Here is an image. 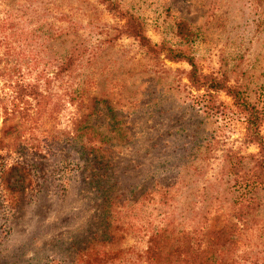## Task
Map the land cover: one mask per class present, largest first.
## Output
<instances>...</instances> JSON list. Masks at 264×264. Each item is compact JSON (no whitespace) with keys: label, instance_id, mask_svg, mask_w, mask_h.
I'll list each match as a JSON object with an SVG mask.
<instances>
[{"label":"rangeland","instance_id":"rangeland-1","mask_svg":"<svg viewBox=\"0 0 264 264\" xmlns=\"http://www.w3.org/2000/svg\"><path fill=\"white\" fill-rule=\"evenodd\" d=\"M129 15L264 114V0H0V264H264V189L242 225L249 162L234 176L224 158L256 152L241 116L222 92V115L193 109L188 65L145 52ZM156 231L171 240L150 258Z\"/></svg>","mask_w":264,"mask_h":264},{"label":"trees","instance_id":"trees-1","mask_svg":"<svg viewBox=\"0 0 264 264\" xmlns=\"http://www.w3.org/2000/svg\"><path fill=\"white\" fill-rule=\"evenodd\" d=\"M132 16H127L126 24L128 25V29L130 30L131 35L137 40L138 44L142 46L148 54L157 55L158 53H163L164 57L170 61H184L188 65V69L185 73V78L189 84L191 90L195 93L190 94L191 106L193 109H196L199 113L218 116L222 115L225 111V105L222 101L217 99V93H224L229 99L231 106L235 109L238 115L241 116V121L243 124V135L241 144L245 146L252 145L256 148L255 153H247L246 155H240L236 153L224 154V158H226L228 173L234 176H237L238 170L245 169L242 164L243 160H248L249 162V175L241 181L243 187L248 188L246 191L248 196L242 197L237 201V206L233 208L234 214H237L240 218V222L244 225L248 222L251 216H248V213H251V209H255L259 207V203L254 202L255 197L252 195L255 189H264V138L260 132V127L263 121V110L260 106L249 102L245 97L243 91L235 85L227 84L225 77L219 74H204L197 67L193 56L189 53L188 50L183 48L173 49L171 47L165 46L164 44H160L156 46L152 44L148 38L142 33V29L140 24L137 21H133ZM175 35L182 43H188L193 38V32L189 29V27L183 22H177L175 25ZM69 60V59H68ZM67 63V61H66ZM68 65V64H67ZM65 65V66H67ZM30 94H34L32 97L35 100V105L37 109L42 102V95L38 98L36 96V92L30 91ZM39 95V94H38ZM18 108V109H17ZM12 111L23 113L24 116H29L27 108L18 107V105H14L11 109ZM35 114V112H33ZM82 122H86V115H82ZM89 127L84 125L82 127L83 131L88 130ZM87 140L92 142L95 141V134L86 131ZM234 156V162L231 159V156ZM246 170V169H245ZM244 172V171H242ZM240 184V185H241ZM242 195V194H241ZM255 203V205H254ZM243 211V213H241ZM241 215H245L242 218ZM236 216V217H237ZM231 226H237V223H231L228 225V231H224V227H219L215 230H212L213 238H216V243L219 247L229 244L231 240H229V234H231L232 229ZM223 240L220 242L219 239ZM171 239L168 237H164L160 235L158 231H156L152 238L148 240L149 246L147 247L146 254L152 258L153 254L159 250V247H163L170 242ZM190 239L187 238L186 234H182L179 237L178 247L182 248V257L185 258L184 262H187L189 258L192 257L194 253V249L190 245ZM188 264H193L191 261L187 262ZM186 263V264H187ZM203 264H230L229 262H225L224 259L214 258L213 260H208L206 257L203 260Z\"/></svg>","mask_w":264,"mask_h":264}]
</instances>
